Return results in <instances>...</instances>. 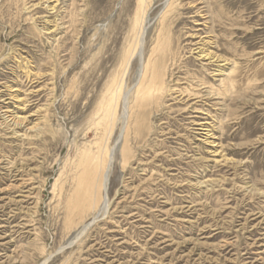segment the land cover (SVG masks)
Returning a JSON list of instances; mask_svg holds the SVG:
<instances>
[{"label":"rangeland","instance_id":"1","mask_svg":"<svg viewBox=\"0 0 264 264\" xmlns=\"http://www.w3.org/2000/svg\"><path fill=\"white\" fill-rule=\"evenodd\" d=\"M59 2L0 0V264H264V0H205L208 19L191 6L198 0H182L171 27L177 75L218 78L190 52L194 27L237 63L235 91L220 88L206 108L219 153L196 125L201 102L169 99L151 116L152 134L132 142L127 168L117 151L111 205L78 237L81 227L68 232L65 222V191L85 150L111 148L121 133V103L115 127L97 123L115 75L124 69L125 90L137 82L139 58L124 65L139 3ZM165 3L149 0L145 57ZM12 89L25 102L23 127L5 119Z\"/></svg>","mask_w":264,"mask_h":264},{"label":"bare ground","instance_id":"2","mask_svg":"<svg viewBox=\"0 0 264 264\" xmlns=\"http://www.w3.org/2000/svg\"><path fill=\"white\" fill-rule=\"evenodd\" d=\"M59 1L60 0H46V2L49 3L48 7H50L52 10L57 9V6H59L58 4L60 3ZM204 1L198 0L196 4L193 3L190 5L193 8H196L195 13H198V15L200 14L202 19H208L209 16L207 15L208 13L206 10H204V7H199V4L205 3ZM138 3V8L132 22L131 39H129L126 46V62L124 65L125 69L127 70L132 59L135 57L139 58L140 66L137 82L134 87H132V89L125 90L126 88H124L123 77L120 79V75L122 76L124 74L123 76H125L126 74L124 69L121 73L115 75L116 77L109 86L111 95L108 98L107 106L104 110L101 120L97 123L98 125H103L101 122L103 121L108 123V125H110L109 127H115V122L118 119V106L119 103H121L123 109L122 116L120 117L122 119L121 133L111 148L104 149L101 146V148L96 151H93L92 149L85 150V155L82 156L79 163L77 162L78 171H76L72 177L71 186L65 191V222L70 228L68 232L72 231L71 228H77L78 226L81 227H78L81 230L80 233L78 232L79 234L76 237L82 234L93 222H95L99 218L100 214L107 212L111 205L108 195L111 185L110 173L117 151L120 150L122 167L127 168L131 157L134 156L132 155L133 143H140L139 141L142 139V141H144L145 136L154 131V127H152L150 124L151 116L163 111L167 107V102L169 99L181 100L186 98L188 102H191L192 100L201 102L202 106L194 107L193 105L192 107L195 109V112L206 115V118L202 122H197L196 125L201 126L198 128V130L206 131L205 134L207 138H205V141L208 145L212 146L211 148H214L212 152L214 154L219 153V151H217V149H219V144L216 143V137H214V133L212 132L213 129L216 128L214 127L215 124L213 125V123L207 121L209 120V117L213 118V116L209 113V111H206L209 110L206 108L211 104V102L218 101V99L221 98L220 88L228 86L235 91V82L232 80V76L236 71V61L231 57L219 52L220 50L217 46L216 38L212 36L211 33L206 32L201 28L194 27L193 29L188 30L186 34V39L190 40V52L196 54V57L200 61L201 68L203 70L206 72H212L213 75L218 78L215 80V83H210L203 77H196L189 73H186L183 77L177 75L179 72H181L178 68L180 56L178 49L181 46L179 45L180 42L178 40V43L176 41L177 44L173 42V38L171 37V31L173 29L171 30V27L173 25L174 28V24L178 26V23H180L181 17L179 13L176 14V11L179 6H182V0H166L165 7L160 16V25L157 31V38L153 42L149 54L147 57H145L144 44L145 33L147 32L146 15L148 5L150 6V4L149 0H138ZM175 17H177V19H175ZM202 24L204 23L201 21L196 22V25ZM58 28L59 25H55L51 32H56ZM229 68H231V70L230 72H227ZM12 91L13 92L9 94L10 99H12V105H8L4 110L5 119L8 121V123H10L11 126L17 128L23 127L26 125L25 122L27 121V117L20 116L18 110L22 109L20 105H23L25 102H23L24 99H22L16 92V89H12ZM218 102L213 104L217 105ZM103 144H105V142ZM62 201L64 200L62 199ZM125 201L127 200L125 199ZM115 210L116 209L113 211ZM88 220L90 222H88ZM68 227L66 228L68 229ZM71 234L72 233L70 232V235Z\"/></svg>","mask_w":264,"mask_h":264}]
</instances>
